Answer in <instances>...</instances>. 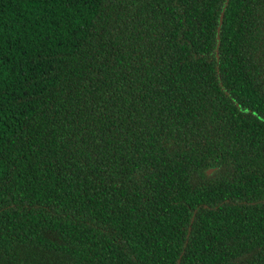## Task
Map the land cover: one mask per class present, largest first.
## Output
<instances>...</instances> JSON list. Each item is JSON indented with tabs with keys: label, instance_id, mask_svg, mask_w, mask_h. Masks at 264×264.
<instances>
[{
	"label": "trees",
	"instance_id": "16d2710c",
	"mask_svg": "<svg viewBox=\"0 0 264 264\" xmlns=\"http://www.w3.org/2000/svg\"><path fill=\"white\" fill-rule=\"evenodd\" d=\"M0 264H264V0H0Z\"/></svg>",
	"mask_w": 264,
	"mask_h": 264
},
{
	"label": "water",
	"instance_id": "95a60500",
	"mask_svg": "<svg viewBox=\"0 0 264 264\" xmlns=\"http://www.w3.org/2000/svg\"><path fill=\"white\" fill-rule=\"evenodd\" d=\"M212 168H209V171L211 170Z\"/></svg>",
	"mask_w": 264,
	"mask_h": 264
}]
</instances>
